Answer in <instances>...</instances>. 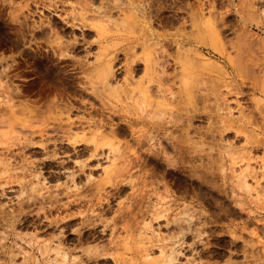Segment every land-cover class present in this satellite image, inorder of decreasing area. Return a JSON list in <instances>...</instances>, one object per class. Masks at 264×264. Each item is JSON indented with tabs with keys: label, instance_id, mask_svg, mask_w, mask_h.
<instances>
[{
	"label": "rangeland",
	"instance_id": "obj_1",
	"mask_svg": "<svg viewBox=\"0 0 264 264\" xmlns=\"http://www.w3.org/2000/svg\"><path fill=\"white\" fill-rule=\"evenodd\" d=\"M146 258L264 264V0H0V264Z\"/></svg>",
	"mask_w": 264,
	"mask_h": 264
},
{
	"label": "bare ground",
	"instance_id": "obj_2",
	"mask_svg": "<svg viewBox=\"0 0 264 264\" xmlns=\"http://www.w3.org/2000/svg\"><path fill=\"white\" fill-rule=\"evenodd\" d=\"M59 42H60V41H59ZM59 42H57V43L54 45V47H52L53 49L55 48L54 50H61V49H63V47H65V45L62 44L63 42H60V43H59ZM53 44H54V43H53ZM66 46L68 47L67 44H66ZM66 50H67V49H66ZM23 51H24L23 54L27 57V55H26V54L28 53L27 50H23ZM61 52H62V51H61ZM59 53H60V52H59ZM161 56H162V55H161ZM163 56H164V54H163ZM166 56H167V55H166ZM166 56H165V57H166ZM156 57H157V56H156ZM167 57H168V56H167ZM162 58H163V57H162ZM171 58H172V57H171ZM173 58H175V57H173ZM96 59H97V58H96ZM153 59H154V58H153ZM159 59H161V57H160ZM155 60H156V61H155L156 66H157L158 64H161V65H162V66L160 65L161 68H162V69L160 68V70L163 71L164 68H165L166 66L168 67L167 62H166L167 59L165 60V58H164V59H163L164 61H161V60H162V59H161L160 62H159V60L157 61V58H156ZM172 60H173V59H172ZM176 60H177V58H176ZM170 61H171V60H170ZM83 62H84V61H83ZM168 62H169V61H168ZM171 62H172V61H171ZM152 63H153V62H152ZM155 63L152 64L153 67H151L152 65H150V67H151L152 69H155V68H156ZM146 64H147V63H146ZM149 64H150V62H149ZM149 64H147V65H149ZM175 64H176V63H175ZM84 65H85V63H84ZM102 65H103V64H102ZM123 65H124V64H123ZM147 65H146V67H147ZM169 65H170V64H169ZM75 66H76V64H75ZM107 66H108V65H107ZM128 66H129V65H128ZM154 66H155V67H154ZM158 66H159V65H158ZM158 66H157V68H158ZM160 66H159V67H160ZM163 66H164V68H163ZM73 67H74V66H73ZM76 67H77V66H76ZM76 67H75V69H78V68H76ZM79 67H81V69H82V66H79ZM111 67H112V66H111ZM124 67H125V66H124ZM134 67H135V66H134ZM136 67H137V65H136ZM105 68H106V67H105ZM108 68H109V67H107L106 69H108ZM126 68H127V69L129 68L128 71L130 70V67H126ZM79 69H80V68H79ZM106 69H105V70H106ZM131 69H132V68H131ZM134 69H135V68H134ZM134 69H133V70H134ZM148 69H149V67H148ZM148 69H146V70H148ZM47 70H48V69H47ZM108 70H111V69H108ZM108 70H107V71H108ZM112 70H113V69H112ZM112 70H111V72H113ZM156 70H157V69H155V71H156ZM160 70H159V71L157 70V72L162 73V72H160ZM165 70H167V69L165 68ZM63 71H64V70H63ZM75 71H76V70H75ZM83 71H84V69H83ZM103 71H104V69H103ZM107 71H106V74H107ZM84 72H85V71H84ZM163 72H164V71H163ZM167 72H168V71H167ZM175 72H176V71H175ZM180 72H181V71H180ZM58 73H59V72H58ZM63 73H64V72H63ZM72 73H73V72H72ZM103 73L105 74V72H103ZM126 73H127V72H126ZM129 73H130V72H129ZM172 73H173V72H172ZM45 74H47L48 76H51V77H52V72H51V71H50V72L45 71ZM108 74H109V71H108ZM127 74H128V73H127ZM162 74H163V73H162ZM164 74H166V73H164ZM168 74H169V73H168ZM168 74H166V76H167ZM173 74H174V73H173ZM177 74H178V73H177ZM62 75H63V74H62ZM67 75H68V74H67ZM75 75H76V72H75ZM154 75H155V74H154ZM65 76H66V75H65ZM65 76L63 75V77H65ZM68 76H69V75H68ZM78 76H79V75H78ZM104 76L106 77V75H104ZM166 76H161V77H158V78H157V75H155L154 78H155V77H156V78H155V79L153 78L154 81H156V84H157V85H153V87H154V86H157V89H156V90L159 92L158 96L161 97V98H158L160 101L157 102V105H156V103H155V105H154V106H157V108H159L158 111H157V109H156V110L153 109V110L156 111V113L159 114L158 116L163 115L164 112H167L165 109L168 108V107L170 106V104L175 103V101L178 100V99H177L178 97H176L177 93H175L177 90L174 91L175 88H174V87L172 88V84H171L172 81L169 83V80H172V78H170V79L168 78V77L171 76V73H170V76H169V75H168V77H166ZM173 76H174V75H173ZM46 77H47V76H46ZM53 77H54L55 79H57V82L60 81L59 83L64 84V86H65V84H66V87L68 86V87H67L68 89H69V86L71 85V83H72V85H71L72 88H73V84H76V83H77V82H74V81H76V79H75L74 81L69 80V79H68V80H67V79L65 80L66 77L63 78V77H60V76L58 77V78H59V79H58V78H56V77L54 76V74H53ZM72 77H73V75H72ZM149 77H150V79H152L151 77H153V76L151 75V76H149ZM174 77H175V76H174ZM174 77H173V78H174ZM54 78H53V79H54ZM75 78H77V77L75 76ZM47 79H48V78H47ZM53 79H52V80H53ZM73 79H74V78H73ZM81 79H82V78H81ZM175 79H176V78H175ZM175 79H174V80H175ZM174 80H173V81H174ZM144 81H145V80H144ZM150 81H153V80H150ZM52 82H53V81H52ZM82 82H83V81H82ZM142 82H143V81H142ZM85 83H86V82H85ZM77 84H78V83H77ZM77 84H76V86H77ZM79 84H80V83H79ZM151 84H153V83H151ZM173 84H174V82H173ZM176 84H177V83H176ZM56 85H57V84H56ZM54 86H55V85H54ZM71 86H70V87H71ZM80 86H81V88H83L84 85L82 86V84H80ZM149 86H150V85H149ZM66 87H65V88H66ZM84 87H85V86H84ZM144 87H145V86H144ZM74 88H75V87H74ZM76 88H77V87H76ZM76 88H75V89H76ZM78 88H79V87H78ZM78 88H77V89H78ZM151 88H152V87H151ZM70 89H71V88H70ZM83 89H84V88H83ZM88 89H89V88H88ZM128 89H129V88H128ZM149 89H150V87H149ZM153 89H154V88H153ZM153 89H152V90H153ZM80 90H81V94H82V95H83L84 93H86L85 90H84V91H83L82 89H80ZM80 90H79V91H80ZM124 90H125V88H124ZM133 90H135V89L132 88V89H131V92H132ZM179 90H181V89H179ZM77 91H78V90H77ZM79 91H78V92H79ZM138 91H139V90H138ZM150 91H151V89L149 90V92H150ZM154 91H155V89H154ZM62 92H63V91H62ZM125 92L128 93V92H127V87H126V91H125ZM129 92H130V89H129ZM158 92H156V93H158ZM68 93H69V92H68ZM132 93L134 94V91H133ZM135 93H136V92H135ZM139 93H141V92H139ZM156 93H155V94H156ZM87 94H88V93H87ZM87 94H84V96L87 95ZM97 94H98V93H97ZM78 95H80V93H79ZM88 96H90V95L88 94ZM88 96H87V97H88ZM128 96H129V94H128ZM154 96H155V95H154ZM92 97H93V96L91 95L90 98H92ZM179 97H180V96H179ZM93 98H94V97H93ZM92 100H93V99H92ZM79 101H80V100H79ZM149 101H150V100H149ZM149 103H150V102H149ZM55 104H56V103H55ZM57 104H58V103H57ZM151 104H152V102H151ZM153 104H154V103H153ZM153 104H152V105H153ZM59 105H60V104H59ZM154 106H153V107H154ZM40 109H41V108H40ZM163 111H164V112H163ZM169 111H170V110H169ZM149 112H150V111H149ZM162 112H163V113H162ZM172 112H173V111H172ZM176 112H177V111H176ZM38 113H39V112H38ZM41 113H43V112H41ZM44 113H45V112H44ZM90 113H91V112H90ZM150 113H151V112H150ZM153 113H154V112L152 111V114H153ZM165 114H167V113H165ZM165 114L163 115V117L165 116ZM39 115H40V113H39ZM169 115H171V114H169ZM172 115H173V114H172ZM90 116H91V115H90ZM149 116L151 117V115H149ZM152 116H155V114L152 115ZM182 116H183V115H182ZM156 117H157V116H156ZM156 117H155V118H156ZM160 117L163 118L162 116H160ZM151 118H153V117H151ZM171 118H174V117L172 116ZM171 118H170V119L168 118L169 121L166 120L165 117L163 118V120L161 119L162 121H160V122H154V121H152V120L150 121V123H149V127H150V128H153V129L155 130V135L152 136L153 138H160L161 135H162L161 137H163V138H164V137L167 138V136H169V135H167V134H170L169 130H170L173 126H175L176 123H177V121H173ZM50 119H51V118H50ZM69 119H70V118H68V120H69ZM81 119H82V118H81ZM158 119H159V118H158ZM190 119H191V118H190ZM66 120H67V119H66ZM174 120H176V119H174ZM186 120H188V119H186ZM74 121H75V120H74ZM83 122H84V121H83ZM91 122H94V121H91ZM60 123H62V122H60ZM60 123H59V124H60ZM65 123H66V122H65ZM73 123H75V122H73ZM185 123H186V121H185ZM57 124H58V123H57ZM63 124H64V123H63ZM75 124H76V123H75ZM95 124H96V123H95ZM81 125H82V124H81ZM81 125H80V126H81ZM185 125H186V124H185ZM191 125H192V124H191ZM191 125H190V126H191ZM51 126H52V125H51ZM62 126H63V125H62ZM62 126L60 127V125H59V127L61 128V130H62V128H63ZM77 126H78V125H77ZM92 126H93V125H92ZM186 126H187V125H186ZM42 127H43V126H42ZM57 127H58V126H56V130L58 129ZM177 127H179V126H177ZM44 128H45V127H44ZM48 128H49V127H48ZM50 128H51V127H50ZM52 128H53V131H54V130H55V129H54L55 127L53 126ZM68 128H71V127H68ZM72 128H75V127H73V125H72ZM46 129H47V128H46ZM46 129H45V131H46ZM172 129H173V128H172ZM174 129H175V127H174ZM174 129H173L172 131H174ZM176 129H177V128H176ZM41 130H44V129L41 128ZM59 130H60V129H59ZM66 130H69V129H65V131H66ZM154 130H152V131H154ZM53 131H49L48 134H50V132L52 133ZM176 131H177V130H176ZM41 132H42V131H41ZM47 132H48V130L46 131V133H47ZM54 132H55V131H54ZM56 132H57V131H56ZM60 132H61V131H60ZM69 132H70V131H68V133H69ZM72 132H73V131H72ZM174 132H175V131H174ZM174 132H173V133H174ZM42 133L45 134V132H42ZM65 133H66L65 135H66L67 137H68L69 134H71V135L73 134V133H71V132H70L69 134H68L67 132H65ZM152 133H153V132H152ZM57 134H58V133H57ZM51 135H52V134H51ZM51 135H50L49 137H51ZM53 135H54V134H53ZM151 135H152V134H151ZM166 135H167V136H166ZM170 135H171V134H170ZM56 136L58 137L59 135H56ZM61 136H64V132H63V135H61ZM76 136H77V135H76ZM76 136H75V137H76ZM171 136H172V135H171ZM175 136H176V135H175ZM53 137H54V136H53ZM67 137H66V138H67ZM97 137H98V135H97ZM169 137H170V136H169ZM178 137H179V136H178ZM47 138H48V137H47ZM55 138H56V137H55ZM55 138H54V139L52 138V139L55 140ZM62 138H63V137H62ZM66 138H65V139H66ZM153 138H152V139H153ZM174 138H175V137H174ZM48 139H49V138H48ZM48 139H47V140H48ZM52 139H50V141H51ZM57 139H59V138H57ZM57 139H56V140H57ZM67 139H70V137L67 138ZM81 139H82V138H80V140H81ZM84 139H85V138H84ZM84 139H83V140H84ZM88 139H89V138H88ZM88 139H86V140H88ZM97 139H98V138H97ZM149 139H150V138H149ZM170 139H171V137H170ZM170 139L168 138V140H167L166 142H168ZM53 140H52V141H53ZM150 140H151V139H150ZM153 140H154V139H153ZM161 140H162V139H161ZM174 140H175V139H173L172 142H169V143H171L173 149H174V147H175V148H177V149L179 150V148L181 147V146H180V144H181L180 141H181V140H178V141H179L178 143H180V144L176 143L177 140H175V141H174ZM48 141H49V140H48ZM78 141H79V138H78ZM159 141H160V140H159ZM170 141H171V140H170ZM72 142H74V140H73ZM83 142H84V141H83ZM95 142H96V140H95ZM95 142H94V143H95ZM157 142H158V141H157ZM163 142H164V141H163ZM77 143H78V142H77ZM182 143H183V141H182ZM71 144H72V143H71ZM73 144H74V143H73ZM75 144H76V143H75ZM96 144H97V143H96ZM150 144H151V143H150ZM177 144L179 145V147H177ZM92 145H93V143H92ZM94 145H95V144H94ZM158 145H159V146H162V145H160V144H158ZM171 145H170V146H171ZM152 146H153V143H152ZM152 146H151V147H152ZM155 146H156V145H155ZM182 146H183V145H182ZM95 147H97V146L95 145L93 148H95ZM151 147H150V148H151ZM167 147H168V146H166V147H163V146H162V148L164 149V151H165V148H167ZM153 148H154V146H153ZM157 148L160 149L161 147H158V146H157ZM181 148H182V147H181ZM181 148H180V149H181ZM151 149H152V148H151ZM151 149H149V150H151ZM158 149H157V150H158ZM163 149H161L162 151H160L158 154H160L161 152H164ZM59 150H60V149H59ZM79 150H80V149H79ZM153 150H156V149L154 148V149H152L151 151H149V152H151V153H149V154H152ZM175 150H176V149H175ZM102 151H103V150H102ZM166 151H167V150H166ZM166 151H165V153H167ZM171 151H172V150H171ZM179 151H180V150H179ZM84 152H85V151H84ZM142 152H144V151H142ZM154 152L156 153V151H154ZM154 152H153V153H154ZM171 153H172V152H171ZM156 154H157V153H156ZM167 154H168V153H167ZM92 155H93V151H92ZM97 155H98V154H97ZM152 155H153V154H152ZM163 155H164L163 159H161L160 156L158 157V155H157V156H156V155H153V156H155V159H153V161H154V165H155L156 167H159V166H160V167L163 168V166H164V168H165V163H166V161H164V158H166L167 155L162 154L161 156H163ZM179 155H180V154H179ZM98 156H99V155H98ZM165 156H166V157H165ZM169 156H170V155H169ZM96 157H97V156H96ZM151 157H152V156H151ZM151 157H149V158H151ZM157 157H158V158H157ZM70 158H71V157H70ZM75 158H76V157H75ZM91 158H92V157H91ZM156 158H157V159H156ZM150 160H151V159H150ZM165 160H166V159H165ZM170 160H171V158H170ZM67 161H68V160H67ZM151 161H152V160H151ZM69 162H70V161H69ZM83 162H84V161H83ZM75 163H77V162H75ZM166 164H167V163H166ZM152 165H153V164H152ZM80 166H81V165H80ZM85 166H86V165H84V167H85ZM95 166H96V165H95ZM167 166H168V165H167ZM80 168H82V167H80ZM82 169H83V168H82ZM80 170H81V169H80ZM164 170H165V169H164ZM74 172H75V171H74ZM80 172H81V171H80ZM166 172H167V170H166ZM76 173H77V172H76ZM72 174H74V173H72ZM110 175H111V173H110ZM116 175H117V174H116ZM150 175H151V174H150ZM154 175H155V174H154ZM169 175H170V174H169ZM111 177H112V175H111ZM161 177H162V176H161ZM167 177H168V176H167ZM105 178H106V177H105ZM108 179H109V178H107V180H108ZM86 180H87V179H86ZM111 181H113V180H111ZM107 182H109V180H108ZM95 183H96V182H94V184H95ZM104 183H105V182H104ZM86 184H87V183H86ZM90 184H91V183H90ZM96 184H97V183H96ZM92 185H93V184H92ZM96 186H97V185H96ZM98 186H100V185H98ZM104 186H105V185H104ZM85 187H86V186H85ZM97 188H98V190H99V187H97ZM103 188H104V187H103ZM84 189H86V188H84ZM87 189H88V188H87ZM101 189H102V187H101ZM101 189H100V190H101ZM73 192H74V191H73ZM85 192H86V191H85ZM80 193H83V192L80 191ZM69 194H70V193H69ZM76 194H77V193H76ZM76 194H75V195H76ZM83 194H84V193H83ZM75 195H74V197H75ZM84 195H85V194H84ZM76 196H79V195H76ZM81 196H82V195H81ZM70 198H72V197H70ZM77 198H78V197H77ZM83 198H84V197H83ZM79 199H80V198H79ZM75 200H76V199H75ZM76 201H77V200H76ZM56 202H57V201H56ZM71 202H72V201H71ZM57 203H58V202H57ZM52 204H53V203H52ZM55 204H56V203H55ZM91 204H93V206H94V203H93V202H92ZM87 206H88V204H87ZM89 206H90V205H89ZM89 206H88V209L90 208ZM154 207H155V206H153V208H154ZM85 208H86V207H85ZM165 208H167V207H165ZM150 209H151V208H150ZM85 210H86V209H85ZM80 211H81V210H80ZM87 211H88V210H87ZM157 211H158V209H157ZM157 211H154L153 214H155V212H156V214H159V213H160V211H158L159 213H157ZM161 211H163V210L161 209ZM98 212H99V211H98ZM81 213H83V211H82ZM161 213H162V212H161ZM86 215H87V214H86ZM91 215H92V214H91ZM93 215H94V214H93ZM163 215H164V214H163ZM84 216H85V215H84ZM84 216H82V217H84ZM87 217H88V215H87ZM90 217H91V216H90ZM96 217H97V216H96ZM156 217H157V216H156ZM153 218H155V217H153ZM82 219H84V218H82ZM84 220H85V219H84ZM84 220H82L83 223L85 222ZM86 220H88V219H86ZM72 221H73V220H72ZM86 222H87V221H86ZM92 222H93V221H92ZM71 224H72V223H71ZM72 226H73V225H72ZM72 230H73V229H72ZM58 232H59V231H58ZM62 233H63V231H62ZM80 233H81V232H80ZM81 234H82V233H81ZM68 236H69V235H68ZM162 237H163V236H162ZM164 238H166V236H165ZM162 239H163V238H162ZM58 240H59V239H58ZM163 240H164V239H163ZM55 241H56V240H55ZM61 242H62V241H61ZM61 242H58V245L55 246V250H56L57 247L60 249V250H59V249L57 248V250L55 251V253L58 252V251H59V253H60V251H61V247H59V246H61V244H59V243H61ZM81 244H82V243H81ZM62 247H64V246H62ZM161 247H162V246H161ZM164 247H167V246H164ZM84 249H85V248H84ZM86 249H87V248H86ZM89 249H90V248H89ZM89 249H87V250H89ZM163 249H164V248H163ZM63 250H64V249H63ZM63 250H62V251H63ZM87 250H83L84 253H86V252L88 253L89 251H87ZM148 250H149V249H148ZM161 250H162V249H161ZM165 250H166V249H165ZM95 251L98 253V250H95ZM145 251H146V250H145ZM64 252H65V251H63V252L61 253V255L65 257V255H66L67 253L65 254ZM87 253H86V254H87ZM92 253H93V251H92ZM161 253H164V251L162 250ZM82 254H83V252H82ZM93 254H94V253H93ZM90 255H91V254H90ZM146 255H147V256H146ZM146 255H144V256H145V257H148V256H149V258H150V253H147V252H146ZM66 256H67V255H66ZM77 256H78V255H77ZM77 256L75 257L74 260H76V258H78ZM81 256H82V255H81ZM91 256H92V255H91ZM166 256H167V255H166ZM79 257H80V256H79ZM65 258H66V257H65ZM65 258H64V259H65ZM149 258H148V259H149ZM66 259H67V258H66ZM82 260H83V258H82ZM144 260L146 261L145 264H156V263H157V262H155L156 260H154V259H153V260H152V259H149L148 262H147V258L144 259ZM144 260H143L141 263L144 264ZM161 260H162V259H161ZM60 261L62 262V260H60ZM60 261H59V262H60ZM80 261H81V259H80ZM127 261H128L127 264H130L129 260H127ZM159 261H160V260H159ZM56 262H57V261H56ZM78 262H79V261H78ZM82 262H83V261H82ZM131 262H132V259H131ZM161 262H162V261H161ZM159 263H160V262H159ZM57 264H58V263H57ZM77 264H78V263H77ZM133 264H134V262H133ZM136 264H137V263H136Z\"/></svg>",
	"mask_w": 264,
	"mask_h": 264
}]
</instances>
